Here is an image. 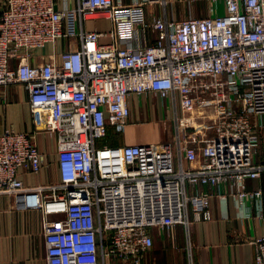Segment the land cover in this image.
Returning <instances> with one entry per match:
<instances>
[{"label":"built area","instance_id":"2783aa9c","mask_svg":"<svg viewBox=\"0 0 264 264\" xmlns=\"http://www.w3.org/2000/svg\"><path fill=\"white\" fill-rule=\"evenodd\" d=\"M167 2L0 1V85L25 87L34 123L0 130V193L42 212L46 264H143L152 227L180 223L189 234L212 218L203 184L224 186L220 196L233 198L240 218L264 220L262 188L248 187L264 171L255 159L264 141V0H208V14L182 18ZM150 3L162 11L148 19ZM102 16L109 29L85 27ZM71 35L79 46L57 52L55 40ZM46 44L49 59L33 62ZM144 92L172 103V138L105 141L109 126L128 122L129 95ZM198 106L212 109L211 133L194 124ZM41 129L56 137L60 179L25 186L18 168L38 172L47 161L32 138ZM252 243L264 264V231Z\"/></svg>","mask_w":264,"mask_h":264},{"label":"crops","instance_id":"0c3cea01","mask_svg":"<svg viewBox=\"0 0 264 264\" xmlns=\"http://www.w3.org/2000/svg\"><path fill=\"white\" fill-rule=\"evenodd\" d=\"M76 1L57 0V4L62 6L67 3L70 6L75 5ZM122 1L129 3L132 0ZM147 5L150 6L149 9ZM147 5L145 7L150 17L155 12L152 11L155 4ZM84 25L86 28L103 30L109 29L112 24L108 17L102 16L86 18ZM100 40L108 41L109 37L103 36ZM55 42L59 52L78 47L80 41L77 35H71L59 37ZM51 48V44L38 46L32 61L39 63L49 59ZM128 102L131 112L122 131L123 142L154 141L159 134L156 130L140 129L138 125L141 121L140 115L148 111V105L153 102L163 103L164 108L160 111L161 114L166 115L165 106L169 104L168 100L144 92L130 94ZM9 126L23 131L34 130L32 113L28 105V92L19 82L0 85V130ZM169 127L171 125L168 124L166 129ZM32 136L38 148L46 151L47 161L38 172H33L27 165L19 167V177L25 186L58 183L60 171L57 163L56 137L44 129L36 130ZM200 159L187 160L186 165H194ZM255 159L264 160V148L262 149L261 142ZM248 187L249 189L260 187L264 195V171L260 177L249 179ZM224 188L222 185L211 184L199 186L200 190L212 194L213 216L210 220L194 222L189 234L180 223L174 224L169 230L160 226L152 227L150 231L154 241L142 254V263L190 264L192 261L193 264H256L255 244L252 241L264 231V220L254 215L246 219L240 218L233 198L229 196L223 199L220 196ZM49 217L56 218L58 215L52 214ZM43 223L44 218L39 209H17L12 201V195L0 193V264H46Z\"/></svg>","mask_w":264,"mask_h":264},{"label":"rangeland","instance_id":"374dc122","mask_svg":"<svg viewBox=\"0 0 264 264\" xmlns=\"http://www.w3.org/2000/svg\"><path fill=\"white\" fill-rule=\"evenodd\" d=\"M218 4H219V10L223 11L222 2L219 1ZM153 6L154 7L152 8L155 9V12L162 11V6H159L158 4H155ZM167 6H168L169 14L173 18H182L188 15L198 16V15L209 13L208 0H168ZM146 7L148 9L150 8V6L148 5ZM151 17L152 15L150 17L148 16V19H150ZM154 34L155 33L153 29H149L148 35L150 36V38H152ZM162 104L160 102H156V103L153 102L149 104L147 107L149 108L148 111L141 113L140 115L141 121L140 123H138V125L140 126V129L142 130H152V131L156 130L159 136H157L155 140H158V139L159 140H163V139L170 140V138H172V136L175 134V131H176V127L173 124L174 120H173V117L171 116V114H173V107H172V103L167 104L165 106V109H167V112H166V115H164V114H161V111H160V109L164 108ZM198 107H201V106H198ZM205 108H206L205 115L202 113V111L200 113L198 111L193 113L194 116H199L197 120L194 121V124L197 125L198 129H200L202 132L211 133L210 131H212V126L214 123V116H213V112L210 106H207ZM168 124L169 126L171 125V127L166 129L168 127ZM138 125L136 126L138 127ZM179 128H181L180 130H182V126H180ZM123 129L124 127L122 128V130H119L115 126H111V129H110L111 133H113L114 137H116V138L112 137L113 140H115L113 144H116V145L122 144V142L124 141L122 137ZM111 133L109 134L111 135ZM115 134H117L118 136ZM109 136L107 138H109ZM260 142H261V146L263 149L264 141L263 140L259 141L258 146L260 145ZM111 264H125V263L121 262L119 259H113ZM126 264H129V263H126Z\"/></svg>","mask_w":264,"mask_h":264},{"label":"trees","instance_id":"16d2710c","mask_svg":"<svg viewBox=\"0 0 264 264\" xmlns=\"http://www.w3.org/2000/svg\"><path fill=\"white\" fill-rule=\"evenodd\" d=\"M111 126H109V128H108V131H107V133H106V135H105V137H104V140L106 141V139L107 140H109L111 143H114L115 142V140H113V138L112 137H114V134L113 133H111ZM109 133H111V135L109 134ZM110 135V136H109ZM115 135H117V134H115ZM109 136V138H107ZM118 136V135H117ZM114 138H116V137H114ZM108 141V142H109Z\"/></svg>","mask_w":264,"mask_h":264},{"label":"bare ground","instance_id":"6f19581e","mask_svg":"<svg viewBox=\"0 0 264 264\" xmlns=\"http://www.w3.org/2000/svg\"><path fill=\"white\" fill-rule=\"evenodd\" d=\"M206 108L204 107V106H201V107H197L194 111H193V113H195V112H201L202 111V113L205 115V112H206V110H205Z\"/></svg>","mask_w":264,"mask_h":264}]
</instances>
